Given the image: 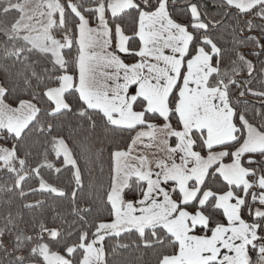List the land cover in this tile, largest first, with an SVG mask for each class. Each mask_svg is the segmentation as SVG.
<instances>
[{"label":"snow or ice","instance_id":"6c2138e0","mask_svg":"<svg viewBox=\"0 0 264 264\" xmlns=\"http://www.w3.org/2000/svg\"><path fill=\"white\" fill-rule=\"evenodd\" d=\"M0 264H264V0H0Z\"/></svg>","mask_w":264,"mask_h":264},{"label":"trees","instance_id":"16d2710c","mask_svg":"<svg viewBox=\"0 0 264 264\" xmlns=\"http://www.w3.org/2000/svg\"><path fill=\"white\" fill-rule=\"evenodd\" d=\"M90 167H99V162L96 165H90ZM103 167L105 169L107 168V160L106 159H104V161H103ZM41 198H43V197H41ZM126 258L128 260L134 261L135 260V255L129 254Z\"/></svg>","mask_w":264,"mask_h":264}]
</instances>
